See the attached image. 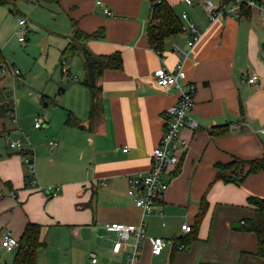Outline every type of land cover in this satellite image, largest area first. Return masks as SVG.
<instances>
[{
    "label": "crops",
    "instance_id": "1",
    "mask_svg": "<svg viewBox=\"0 0 264 264\" xmlns=\"http://www.w3.org/2000/svg\"><path fill=\"white\" fill-rule=\"evenodd\" d=\"M152 1L32 0L34 10H46L54 18L58 28L51 41L59 49L69 44L75 27L88 34L102 30V37L84 42L86 48L97 55L120 52L123 67L106 69L98 79V109L91 117V92L83 83V56L77 52L73 55H80L79 69L61 62L63 72L79 73L74 74L77 83L60 90L68 94L61 107L43 115L41 128L19 123L17 117L18 128L9 134L10 140L24 139L25 152L34 155L39 184L60 190L51 196L34 190L23 152L9 144L1 148L0 264H13L17 252L1 246L4 232L10 230L20 239L29 222L41 225L46 242L37 264H89L92 252L99 264H264L246 253L256 249L254 234L239 229L252 214L248 198H264V171L247 175L241 183L217 178L219 163L264 156V17L250 7L247 14L241 9L238 15L228 11L211 22L208 0L192 4L166 0L181 19L183 31L167 37L159 51L148 37ZM211 1L219 8L232 6L230 0ZM183 13L201 32L193 47L188 45ZM174 45L188 51L187 57ZM62 51L61 61L66 58ZM180 63L188 82L197 86L191 116L199 127L182 129L189 146L180 152L179 164L164 175L169 183L165 196L144 216L128 194L127 178L150 169L153 149L165 131L166 111L179 98L177 88L158 87L153 73ZM253 74L259 80L247 83L245 77ZM69 116L71 125L66 124ZM215 129L228 133L214 134ZM52 141L57 142L54 149ZM204 200L207 207L197 238L188 247L175 249L176 239L187 235L182 224L195 226ZM142 221L147 237L139 258L130 262V246L113 252L118 236L107 226ZM236 223L240 226H233ZM152 237L166 239L161 254L152 253Z\"/></svg>",
    "mask_w": 264,
    "mask_h": 264
},
{
    "label": "built area",
    "instance_id": "2",
    "mask_svg": "<svg viewBox=\"0 0 264 264\" xmlns=\"http://www.w3.org/2000/svg\"><path fill=\"white\" fill-rule=\"evenodd\" d=\"M232 6L230 9L225 7H217L215 4L208 0L205 7L209 13L211 22H215L220 16L231 11L234 14H239L242 3H246L250 7L257 8L260 14L264 17V0H230ZM187 4H192V0H185ZM105 12L110 14L109 9H105ZM182 18L187 21L184 31L189 33L190 40L188 41L189 47H193L201 38V32L198 26L191 21H188L187 13H183ZM20 25H25L24 19H19ZM20 41H25L26 38L19 37ZM175 50L180 52L184 58L187 57L188 51L183 50L180 46L174 45ZM65 65V61H63ZM10 74L13 79L21 80L22 72L15 65L9 64L4 60H0V76ZM155 84L158 87L166 88L173 86L179 91V98L176 103L171 105L167 111L166 127L165 131L160 139L159 144L153 149L152 163L148 171H138L128 176V194L133 198L136 206L141 208L143 215L147 216L153 212L155 205L163 199L168 188L169 183L165 179L164 175L167 173L170 167H175L180 162V152L185 151L189 144L181 137V131L183 128L196 129L199 127V122L192 116L191 112L195 106V94L197 86L187 80V73L180 63L175 69H170L165 66L159 67L153 73ZM259 80V75L253 74L246 76L245 81L249 84H255ZM22 84V83H21ZM10 110L11 121L17 124V116L15 113V107L12 101ZM45 123V117L43 115H37L35 117V128H41ZM9 145L12 149L23 152V162L27 166L30 174V183L34 190L42 191L47 195H56L60 187L53 185H40L36 178V165L34 155L29 152H25V140L14 139L10 140ZM57 146L56 141L50 143V148L54 149ZM124 151H128L129 148L125 147ZM108 230L117 234L118 239L113 243L112 250L114 253L120 252L126 245L130 246V253L128 254V260L133 262L140 256L142 241L147 237V228L144 221L140 224H121L118 222L111 223L107 226ZM181 229L184 233H189L192 230V226L187 222L183 223ZM151 251L153 254H161L165 245L166 239L163 237H152ZM1 246L6 250H12L18 248L19 239L8 230L5 231L1 240ZM186 246L184 244L179 245V249H183ZM89 264H99V258L96 253L90 254Z\"/></svg>",
    "mask_w": 264,
    "mask_h": 264
},
{
    "label": "rangeland",
    "instance_id": "3",
    "mask_svg": "<svg viewBox=\"0 0 264 264\" xmlns=\"http://www.w3.org/2000/svg\"><path fill=\"white\" fill-rule=\"evenodd\" d=\"M49 12L42 9H33L32 0H19L9 6H0V50L4 61L19 67L24 74L21 80L13 81L6 73L2 77V86L5 95L13 101L19 123L26 126L34 124L35 116L46 115L63 104L61 99L68 94H61L60 90L68 83H77L73 73L63 72L61 51L54 39L55 20ZM19 19L27 21L19 24ZM25 37L20 41L19 37ZM69 40L67 38V44ZM67 67L73 65L79 69L80 55L67 54ZM81 78V77H80ZM22 83V84H21ZM48 96L46 100L41 95ZM11 121L10 113L0 116V153L1 148L8 146L9 134L17 129ZM2 129V130H1ZM252 237H255L252 235ZM247 244V243H246ZM259 260V258H253Z\"/></svg>",
    "mask_w": 264,
    "mask_h": 264
},
{
    "label": "trees",
    "instance_id": "4",
    "mask_svg": "<svg viewBox=\"0 0 264 264\" xmlns=\"http://www.w3.org/2000/svg\"><path fill=\"white\" fill-rule=\"evenodd\" d=\"M19 0H0V6H9ZM40 3H55L59 0H35ZM250 6L245 2L241 5V14H247ZM183 31L181 19L175 13L174 8L166 0H153L151 6L150 22L148 27V37L150 44L157 50H161L165 39L169 36L175 35ZM103 36L102 30H97L93 33H85L78 27L74 28L73 36L69 44L62 51V58L67 54L81 53L83 56V66L86 72L83 83L90 89L91 92V110L90 116H94L98 109L97 92L99 87L97 85L98 79L106 69H121L123 67V58L120 52H115L109 55H97L90 52L84 42L90 39H96ZM62 59V64H63ZM48 96L42 95V99H48ZM12 101L7 98L2 86V77L0 76V116H5L10 112ZM72 116L66 120V124H73ZM214 134L228 133L226 130H214ZM247 166V168H246ZM219 172L217 178L225 181H234L241 183L244 178L251 174L264 171V156L251 159L240 160L235 159L227 164H218ZM249 204L252 205V214L243 219L240 230L246 233H252L256 237V249L253 252H246L253 255L255 258L264 261V198L250 196L248 198ZM207 202L204 200L201 205L196 219V224L192 230L176 239L175 249H179L180 244L186 247L197 238V227L200 224ZM41 225L29 222L19 239V246L13 261V264H37L38 252L46 247V242L41 236Z\"/></svg>",
    "mask_w": 264,
    "mask_h": 264
},
{
    "label": "water",
    "instance_id": "5",
    "mask_svg": "<svg viewBox=\"0 0 264 264\" xmlns=\"http://www.w3.org/2000/svg\"><path fill=\"white\" fill-rule=\"evenodd\" d=\"M63 90H64V88L61 89V91H63ZM233 226H235V227H239L240 224H239V223H236V224H234Z\"/></svg>",
    "mask_w": 264,
    "mask_h": 264
}]
</instances>
